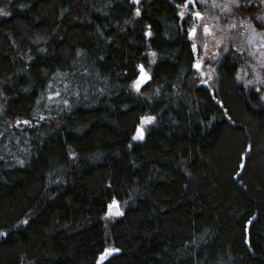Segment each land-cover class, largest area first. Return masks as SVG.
<instances>
[{
    "label": "trees",
    "instance_id": "16d2710c",
    "mask_svg": "<svg viewBox=\"0 0 264 264\" xmlns=\"http://www.w3.org/2000/svg\"><path fill=\"white\" fill-rule=\"evenodd\" d=\"M184 2L0 0V264H264V88L202 83Z\"/></svg>",
    "mask_w": 264,
    "mask_h": 264
},
{
    "label": "rangeland",
    "instance_id": "374dc122",
    "mask_svg": "<svg viewBox=\"0 0 264 264\" xmlns=\"http://www.w3.org/2000/svg\"><path fill=\"white\" fill-rule=\"evenodd\" d=\"M226 2V0H215V3H223ZM214 0H207V3H197L195 5L189 4V9L192 11H200L204 14L202 19H195L188 15L185 16V18H181L182 20H185L187 22V28H191L193 24L197 27V33L194 38H191L193 43H196L198 45L197 50L195 53L197 54V57L195 60L199 59L202 61L201 69H197V76L202 78V83L204 80H207V85L211 83V81L214 80L216 68L218 64L223 60L224 56L227 54V52L224 51V46L227 45L228 48H232L233 45H236L237 47H243L245 49V52L249 54V52L252 50V46L247 43V37L248 33L244 32L243 27H238L237 29H227V24L232 20H239L243 19L240 17H237L234 13L235 11L231 13L227 12H220L219 8L213 7ZM258 8L260 14L264 15V7L255 5ZM180 9V7H179ZM263 9V10H262ZM181 10V9H180ZM219 16L221 19L219 21L215 20L214 17ZM257 16V15H256ZM255 16V17H256ZM255 19L253 20V23ZM203 24H208L211 31L209 33H205L203 31ZM256 28L257 30L261 29V24L256 21ZM223 29V31L221 30ZM218 40H223V43L220 45H217ZM204 45H207L205 48ZM259 55V51L257 52V56ZM249 59L245 62L244 66L241 67L238 70L237 75H240L243 77V79H238L239 81L243 82L245 85V82L247 80H253L256 78L257 74H260L261 76H264V66H262V61H264V58L257 59L255 56L249 55ZM201 72L204 73H210L211 78L209 79L208 76L201 75ZM257 89L264 88V85H261L259 82H257L254 85H249ZM261 96H264V89L261 90ZM264 101V100H263ZM124 208L122 204L119 203V209L120 211L124 212ZM109 211V209H108ZM107 211V212H108ZM112 215H106L105 219L108 221L115 220L116 218L120 217L121 215L117 216L115 215L116 209L114 208ZM108 224V223H107Z\"/></svg>",
    "mask_w": 264,
    "mask_h": 264
},
{
    "label": "snow or ice",
    "instance_id": "6c2138e0",
    "mask_svg": "<svg viewBox=\"0 0 264 264\" xmlns=\"http://www.w3.org/2000/svg\"><path fill=\"white\" fill-rule=\"evenodd\" d=\"M133 3L138 4L139 0H133ZM197 3H207V0H185L183 5H179L178 7H180V11L178 13L180 18H185L186 15L195 18V19H202L204 14L201 13L200 11L196 10V11H192L189 9V4H197ZM257 4L258 6L260 5H264V0H244V2H242V0H226V2L223 3H213V7H217L219 8L220 12H227V13H231L236 9H240L241 7H248V6H252L253 4ZM0 13L4 14V15H8L9 13L4 12L3 9H0ZM135 15L139 16L140 15V8L137 7L135 9ZM215 20L219 21L221 18L219 16L214 17ZM255 21L259 22L261 24V29L257 30L256 28V24L253 23V18L251 17H246L243 19H239L237 20H232L227 24V29H237L238 27H243L244 32L248 33V37H247V43L249 45L252 46V50L249 52V55L255 56L257 59L260 58H264V15H257L255 17ZM203 31L205 33H209L211 31L210 27L208 24H203ZM223 31V29H221ZM188 32V36L190 38H194L196 36L197 33V27L195 24H193V26L189 29H187ZM147 35H151V32L149 31L148 33H146ZM221 43H223V40H218L217 41V45H220ZM204 47L206 48L207 45H204ZM191 48L193 51H196L198 48V45L196 43H192L191 44ZM233 48H235L236 52L239 54H243L245 52V49L243 47H237L236 45H233ZM224 51L228 52L229 48L227 45L224 46ZM259 51V55L257 56V52ZM153 56L156 55L155 52L152 53ZM202 66V61L197 59L193 65V67H195L196 69H201ZM262 66H264V61H262ZM140 68V75L138 76V78L133 82V87H135V89L137 91L140 90L141 85L148 79H150L148 73L144 70V66L143 65H139ZM201 75H205L208 76L209 79L211 78V74L210 73H204L201 72ZM237 79H243L242 76L237 75L236 77ZM204 83H207V80L203 81ZM257 82H259L261 85H264V76H261L260 74H257L256 78L253 80H247L245 82V86H249V85H254ZM260 89H257V91H259ZM51 95H55V96H59L60 93L57 91L55 93L50 94ZM261 99L264 100V96H261ZM65 104H68V101L65 100L64 101ZM45 117L44 116H40L39 119L36 121V123H39L40 120H43ZM141 120V124L137 126L136 128V133L135 135L132 137L133 140H138V139H143L144 138V130H143V125L144 124H148L151 123L152 121L155 120L154 116L151 115H145L140 117ZM15 123L17 125H20L21 123L23 124H30L31 121L30 120H16ZM0 135H3V133H0ZM251 150V145H249L244 151L248 152ZM73 156H75V153H72ZM21 163H23V161H20ZM241 167H243V165H241ZM116 209L115 211V215L119 216L122 215V212L119 209V202L113 198L112 202L110 204H108V209L109 211L106 213V215H112L113 214V209ZM253 221L249 220L248 224L250 225ZM22 223H27V221H23ZM0 235H6V233H2L0 232ZM119 251V249H105L104 252H102L100 254L99 260H98V264H100L101 261H103L108 255H110L112 252H117Z\"/></svg>",
    "mask_w": 264,
    "mask_h": 264
},
{
    "label": "water",
    "instance_id": "95a60500",
    "mask_svg": "<svg viewBox=\"0 0 264 264\" xmlns=\"http://www.w3.org/2000/svg\"><path fill=\"white\" fill-rule=\"evenodd\" d=\"M144 70L148 73V75L150 77V73L147 71V69L145 67H144ZM241 165H243V167H242V170H243V168H244V162Z\"/></svg>",
    "mask_w": 264,
    "mask_h": 264
},
{
    "label": "bare ground",
    "instance_id": "6f19581e",
    "mask_svg": "<svg viewBox=\"0 0 264 264\" xmlns=\"http://www.w3.org/2000/svg\"><path fill=\"white\" fill-rule=\"evenodd\" d=\"M241 171H242V168H241V170H240V173H241ZM240 173H239V174H240Z\"/></svg>",
    "mask_w": 264,
    "mask_h": 264
},
{
    "label": "flooded vegetation",
    "instance_id": "af4514ba",
    "mask_svg": "<svg viewBox=\"0 0 264 264\" xmlns=\"http://www.w3.org/2000/svg\"><path fill=\"white\" fill-rule=\"evenodd\" d=\"M194 63H195V61H194Z\"/></svg>",
    "mask_w": 264,
    "mask_h": 264
}]
</instances>
